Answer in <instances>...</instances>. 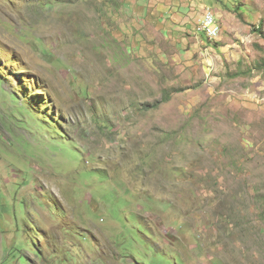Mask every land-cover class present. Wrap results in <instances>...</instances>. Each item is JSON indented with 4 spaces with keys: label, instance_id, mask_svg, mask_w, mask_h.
<instances>
[{
    "label": "rangeland",
    "instance_id": "rangeland-1",
    "mask_svg": "<svg viewBox=\"0 0 264 264\" xmlns=\"http://www.w3.org/2000/svg\"><path fill=\"white\" fill-rule=\"evenodd\" d=\"M176 1L0 0V264H264V0Z\"/></svg>",
    "mask_w": 264,
    "mask_h": 264
},
{
    "label": "built area",
    "instance_id": "built-area-1",
    "mask_svg": "<svg viewBox=\"0 0 264 264\" xmlns=\"http://www.w3.org/2000/svg\"><path fill=\"white\" fill-rule=\"evenodd\" d=\"M200 29H209V34H216L219 37L221 36L220 34L223 32V26L213 9L204 10Z\"/></svg>",
    "mask_w": 264,
    "mask_h": 264
},
{
    "label": "crops",
    "instance_id": "crops-1",
    "mask_svg": "<svg viewBox=\"0 0 264 264\" xmlns=\"http://www.w3.org/2000/svg\"><path fill=\"white\" fill-rule=\"evenodd\" d=\"M138 1H140V3H142V2H146V0H138ZM148 1V0H147ZM153 0H149V2L151 3ZM190 1H192V2H190ZM190 2V3H189ZM126 3V2H125ZM132 3H135L136 5H140V3H137V2H132ZM175 3L177 4V1L175 0ZM196 3V1H194V0H184V4H183V6H187V10H189L190 11V9H189V7L191 6V4H195ZM204 8V7H203ZM130 12H132V13H135L133 10H132V7H130V9H128ZM149 10H151V11H149ZM149 10H147V12H143V14L142 15H138L137 17L138 18H136L135 20H139V19H143L144 21L146 20V19H148V24L150 25V26H152V24L150 23L151 21H154V23H155V20L156 19H159V17H160V15H159V12H155V10H153V9H149ZM204 10V9H203ZM136 11L138 12V8L136 9ZM136 14V13H135ZM154 14H158V16H155ZM191 14H193V12L191 13Z\"/></svg>",
    "mask_w": 264,
    "mask_h": 264
},
{
    "label": "bare ground",
    "instance_id": "bare-ground-1",
    "mask_svg": "<svg viewBox=\"0 0 264 264\" xmlns=\"http://www.w3.org/2000/svg\"><path fill=\"white\" fill-rule=\"evenodd\" d=\"M212 8H210V7H206L205 8V11L206 10H211ZM215 12V11H214ZM201 22V21H200ZM200 25H201V23H200ZM222 25V24H221ZM209 38H211V39H218V37L219 36H217L216 34H209V29H201ZM222 34V33H221ZM220 34V35H221Z\"/></svg>",
    "mask_w": 264,
    "mask_h": 264
}]
</instances>
